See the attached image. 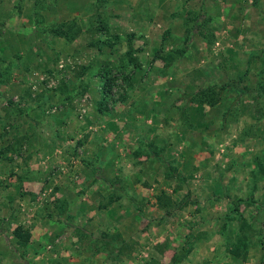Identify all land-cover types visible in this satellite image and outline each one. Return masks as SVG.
<instances>
[{"label": "rangeland", "instance_id": "rangeland-1", "mask_svg": "<svg viewBox=\"0 0 264 264\" xmlns=\"http://www.w3.org/2000/svg\"><path fill=\"white\" fill-rule=\"evenodd\" d=\"M35 1L0 3V71L10 68L0 83V148L20 141L17 151L0 157V242L16 249L13 229L31 231L26 247L10 251L12 260L24 251L23 260L12 263L39 255L58 264H264V176L257 168L264 164V113L258 112L264 94L228 92L213 108L190 106L192 129L176 108L181 92L208 84L234 80L254 89L264 60V0ZM98 7L110 27L102 38L134 33L141 63L131 87L120 76L113 83L115 101L101 118L92 115L99 72L119 63L127 43L101 51L89 45L101 36L94 30ZM187 10L201 12L198 26L187 52L165 68L154 53L182 45ZM68 19L81 26L72 42L49 31ZM206 29L212 41L203 37ZM81 66L90 68L89 89L77 95L73 76ZM62 80L75 81L65 92L55 91ZM68 94L74 99H65ZM97 133L101 145L94 141L87 150L82 137ZM95 149L98 159H88ZM168 163L175 167L172 176ZM96 165L123 186V194L135 188L137 195L103 209L84 199L82 182L96 175ZM60 189L65 199L58 197ZM242 219L248 246L237 259L228 248L242 233ZM34 238L42 242L39 249ZM189 241L188 257L174 263L173 254Z\"/></svg>", "mask_w": 264, "mask_h": 264}, {"label": "trees", "instance_id": "trees-1", "mask_svg": "<svg viewBox=\"0 0 264 264\" xmlns=\"http://www.w3.org/2000/svg\"><path fill=\"white\" fill-rule=\"evenodd\" d=\"M4 0H0V3H2ZM259 0H253L254 3H257ZM36 5L38 4V0L35 1ZM34 3V4H35ZM97 21H96V26H94V30L98 33H100V38H97L95 41H92L89 43L90 46H96L98 51L102 50L103 46H106L108 48H113L116 43H119L122 39H125V42L127 43V49L119 56V63L116 64H105L104 67L102 68V71L99 72V98L95 101V108L96 110L101 114L104 111H108V104L111 102L115 101V98H113L112 94V88H113V83L116 82V80L119 78L131 87V84L133 83V77L132 74L136 72L137 69L141 68V63L139 61V57L136 54L137 49L135 50L133 46V39L135 38L134 33H129L126 35H121V34H111L109 36H106L104 39L102 38L103 35H108L110 32V27L107 24V22L102 18V12L97 8ZM35 15H38L37 10L34 12ZM201 12H194L192 10H187L184 15V21L183 24L185 25V30H184V39L183 43L181 46L170 48L168 50L159 48L157 51H155L153 60L159 59L163 66L167 68L170 66L173 62L177 61L180 57H182L185 52H187V49L189 47V42L192 37L193 31L196 29L198 26V19L201 17ZM203 27L207 26L206 22H203ZM200 26V27H201ZM199 27V28H200ZM49 31L57 37H61L64 40L68 42H72L80 33L81 31V26L80 23L76 19H68L64 20L61 23L52 26ZM203 37L205 39H208L209 41H212L214 34L212 33L211 30L206 29L203 32ZM101 43V44H99ZM152 60V61H153ZM262 63V68L258 74V77L256 79V86L253 87L254 89L252 90L251 88L247 86H240L239 84H236L234 80H231L229 82H224L221 84H208L207 86H203L201 88H198L196 90H193L191 92H181V96L183 99V102H180V104H176V108L179 109V114H180V121L182 124L187 128V129H192L194 127V124L192 123L191 120V113L189 112V107L194 106V107H200V108H205V107H215L222 103L223 99L227 95L228 92H235L237 97H241L244 95H252L254 92H257L258 95H263L264 94V60L261 61ZM89 66H81V68L75 73V79L78 78V82L75 83V87L72 88V91L75 94H85V92L89 89V82L86 78L89 77ZM10 68L0 71V83L3 82V78L5 75L9 73ZM113 70L117 73V76L114 75ZM93 73V72H91ZM86 75V76H83ZM75 80L69 81L68 83L65 81H61L58 88L55 91H61L65 92V89H68L69 86L74 83ZM130 85H129V84ZM67 100L74 99V95L68 94L66 96ZM123 99V98H122ZM17 114H19L23 111L22 108H19L17 106L16 108ZM258 112L262 115L264 113V109H258ZM262 112V113H261ZM226 112H224L225 115ZM258 119V118H257ZM12 128V130H15L17 127L16 124H12V122L8 121V124H6V127ZM4 135V134H3ZM19 139L14 138L13 140L9 141L6 143V145L2 148H0V157L4 155L7 151H17L19 149ZM77 145H80L83 143V140H78ZM162 151V149H160ZM160 151H153V155L158 159L160 157ZM6 155V154H5ZM5 158L7 156H4ZM170 166L168 168V174L173 175L175 172V167L172 166L171 163H168ZM86 165V164H85ZM257 168H258V173L260 175L264 176V164L259 162L257 163ZM93 171L98 174L99 173V168L94 167ZM163 196V193L158 196V199L161 200ZM238 201H241L239 199ZM60 208L62 206H59ZM105 207V206H104ZM237 209V207L235 208ZM63 210V209H62ZM61 210V211H62ZM229 220H233L232 218H229ZM240 221V233L239 236L236 238V241L231 244V246L228 248V253L232 255L234 258H241L245 253L247 252V236L245 235L244 228L245 222ZM13 241L17 245V250L23 249L28 245L30 242L31 238V231L26 228L23 225H17L13 231ZM193 242H188L187 246H181L178 251H176L173 256L171 257V260L175 262H181L183 259L187 258L189 253L191 252L193 246ZM155 261V260H153Z\"/></svg>", "mask_w": 264, "mask_h": 264}, {"label": "crops", "instance_id": "crops-1", "mask_svg": "<svg viewBox=\"0 0 264 264\" xmlns=\"http://www.w3.org/2000/svg\"><path fill=\"white\" fill-rule=\"evenodd\" d=\"M38 101L32 102V104L35 103V105L34 106L32 105V107L35 108L36 106H38L39 105ZM32 113L34 114V116H33L34 119L32 118L33 119V126L40 130L42 125L39 126L41 121H40V119L37 118L38 114L34 113V112H32ZM92 115L95 118L96 117H100L101 118L100 113L97 112V111L93 112ZM102 132L106 133L104 130ZM30 134L31 135H29V136H37L39 133L36 134V132H31ZM101 137H102V135H100V133L99 134L97 133L95 135H90V136L89 135L87 136V134H86L84 137H82V139L84 140L83 144L86 145L87 150H89L92 146H94L91 143L94 142V141H98V143H99ZM100 145H101V142H100ZM97 152L98 151H96V149H95V152H94V150H90V152L87 153L88 159H92V158H93V160L98 159V155L99 154H97ZM99 159L101 160L102 158L99 157ZM164 166L166 167V165H164ZM94 167L99 168L97 165L96 166H92V170H93ZM166 169L168 170L167 167H166ZM100 171H101V169H99V173L98 174L95 173L97 176L96 175H94V177L91 176L89 178H86L82 182L84 184L83 188H84V191H85V195H83V198L84 199H88L89 201L91 199H94V201H96L95 203H96L97 208H99V206H101L102 209H103L104 206L109 205V202H112L113 205H119V204H117V200H120L122 202V200L124 198H131L132 196H133L132 198H134L137 195V193L139 192V190H137L135 188L133 190L129 189L130 188L129 184H127V186L129 187V188L128 187L127 188L129 190L125 191L124 194H123V190H124L123 186H120V184L117 183L116 180H112L111 178L105 176L102 171L101 172ZM98 175L100 177H98ZM66 181H67V179L65 180V182ZM65 189H60L61 191H59V193H58V197H60L61 199H63V198L65 199V193H64ZM130 195H132V196H130ZM102 201H104L106 203H104ZM116 207L118 208V206H116ZM119 208H121V207H119ZM78 209L81 210L80 206H78ZM107 212H109V211H107ZM38 240L39 239L34 238V240L32 241L33 248L39 249L42 246V244H41L42 242L38 241ZM38 243H40L39 244L40 247H39ZM11 250H14V251L17 250V246H16V249H15L14 244H12L11 242H7V241L0 242V264H13L12 263V262H14L13 260H23L21 258V256H20V253L21 254L22 253L25 254L24 251L23 252H20V251L15 252L16 256H17L16 258H18V259L14 258L12 260L11 254H10ZM27 253L30 254V252H27ZM39 257H40L39 255L38 256L35 255L33 257L32 256H28V257H26L24 259V260H28V262H25V264H58V259L57 258L49 257L48 259L47 258L40 259ZM104 260L105 259H102V260H99V261L100 262H102V261L104 262Z\"/></svg>", "mask_w": 264, "mask_h": 264}]
</instances>
